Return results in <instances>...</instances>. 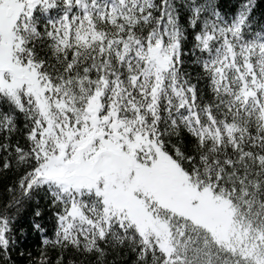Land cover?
I'll return each mask as SVG.
<instances>
[{
    "label": "snow or ice",
    "instance_id": "snow-or-ice-1",
    "mask_svg": "<svg viewBox=\"0 0 264 264\" xmlns=\"http://www.w3.org/2000/svg\"><path fill=\"white\" fill-rule=\"evenodd\" d=\"M252 9L0 0V264H14L26 209L41 239L28 264H264Z\"/></svg>",
    "mask_w": 264,
    "mask_h": 264
},
{
    "label": "trees",
    "instance_id": "trees-1",
    "mask_svg": "<svg viewBox=\"0 0 264 264\" xmlns=\"http://www.w3.org/2000/svg\"><path fill=\"white\" fill-rule=\"evenodd\" d=\"M179 2V0H177ZM202 2V0H201ZM216 7L221 12V15L225 17V19H231L233 14L236 11V8L238 7L240 0H214ZM250 3L253 5V9L251 12V19L253 21L251 26V31L253 32H260L261 30H264V0H250ZM187 19L186 14L181 15V23H184ZM188 33L191 32V29L189 28ZM246 38H248V33L246 31L245 33ZM189 40H191V36L189 35ZM192 58L188 57L186 58V63L184 65V70L189 71L193 76L196 74V72L199 70L195 65H192L190 63V60ZM0 106H3L2 103H0ZM22 122V118H21ZM185 139H187V134L185 133ZM3 184L0 183V194L3 193ZM0 199H2V196H0ZM31 221H32V215L31 212L27 209L22 211L15 221L16 227H15V236L17 239V248L16 251L12 253V259L14 261V264H28V261L30 257L28 256V253L31 252L32 257H36L38 255L37 249L40 246L41 239L40 234L38 232L33 231L31 228ZM40 222L42 225L46 228V232L51 237L53 228L49 222V214L47 212V209L45 208L43 217L41 218ZM24 229L23 232L20 231V229ZM20 249L24 250V255H20ZM75 259L77 262L83 260L84 264H96V258L94 256H66L65 259ZM54 259V257H53ZM127 259L130 261L131 257H127ZM108 261L113 260V255L107 256Z\"/></svg>",
    "mask_w": 264,
    "mask_h": 264
}]
</instances>
